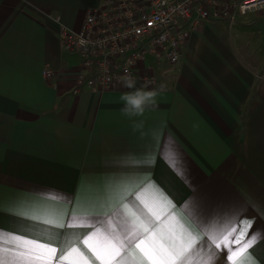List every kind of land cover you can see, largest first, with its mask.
<instances>
[{"label":"crops","instance_id":"0c3cea01","mask_svg":"<svg viewBox=\"0 0 264 264\" xmlns=\"http://www.w3.org/2000/svg\"><path fill=\"white\" fill-rule=\"evenodd\" d=\"M100 1L0 0V228H44L14 214L29 209L63 210L65 220L73 211L111 214L115 185H123L124 203L142 208L135 194L152 181L197 246L239 227L238 218L253 221L259 242L251 252L264 264V15L207 21L177 63L144 60L158 106L130 119L121 96L133 89L73 93L80 55L60 46L52 21L59 16L78 29ZM44 67L56 76L45 80ZM133 121L142 126L134 130ZM168 144L176 147L175 168L156 151ZM148 149L154 163L125 159Z\"/></svg>","mask_w":264,"mask_h":264},{"label":"snow or ice","instance_id":"6c2138e0","mask_svg":"<svg viewBox=\"0 0 264 264\" xmlns=\"http://www.w3.org/2000/svg\"><path fill=\"white\" fill-rule=\"evenodd\" d=\"M172 168L176 167V147L168 144L160 151ZM127 162H144L153 158L152 149L140 156H129ZM182 174V173H181ZM123 185H115L116 206L108 212H77L67 215L59 209H29L14 213L23 220L44 225L35 232L21 228H0V264H190V257L200 248L207 249L200 264H256L251 249L259 242L252 230L253 221L237 219L218 236H205L197 246V237L167 210L172 201L154 182L149 181L135 194L139 206L124 203L119 194ZM125 192V195H131ZM89 228L87 232L53 229ZM249 230L252 234L249 236Z\"/></svg>","mask_w":264,"mask_h":264},{"label":"built area","instance_id":"2783aa9c","mask_svg":"<svg viewBox=\"0 0 264 264\" xmlns=\"http://www.w3.org/2000/svg\"><path fill=\"white\" fill-rule=\"evenodd\" d=\"M238 12L264 15V0H101L87 8L78 29L67 27L59 16L56 35L60 46L80 55L72 76L73 93H101L123 85L131 75L144 85H155L156 76L141 66L153 60L177 63L190 35L207 21H233ZM45 80L56 76L44 67Z\"/></svg>","mask_w":264,"mask_h":264},{"label":"clouds","instance_id":"9594fccd","mask_svg":"<svg viewBox=\"0 0 264 264\" xmlns=\"http://www.w3.org/2000/svg\"><path fill=\"white\" fill-rule=\"evenodd\" d=\"M123 86L132 91L126 92L121 96V100L124 102V106L121 109L123 115L128 118L142 116L146 109L157 107L156 97L158 91L156 89H148L147 85L136 87V80L129 74L121 77ZM164 90V86H160V91ZM141 124H137L133 121L134 130L141 127Z\"/></svg>","mask_w":264,"mask_h":264},{"label":"rangeland","instance_id":"374dc122","mask_svg":"<svg viewBox=\"0 0 264 264\" xmlns=\"http://www.w3.org/2000/svg\"><path fill=\"white\" fill-rule=\"evenodd\" d=\"M256 13H258V12H256ZM251 15H252V14H250V13H249V14L247 13L246 16L236 15V18L239 19V20H240V19H246V17H247V18H250ZM228 30H231V31L233 32V31L236 30V27H232V28H230V29H228ZM262 57H264V56H262ZM148 58H150V57L147 55V56L145 57V59H148Z\"/></svg>","mask_w":264,"mask_h":264}]
</instances>
